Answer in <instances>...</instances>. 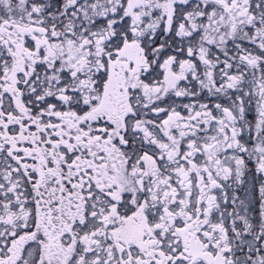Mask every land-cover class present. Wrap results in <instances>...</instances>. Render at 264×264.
Returning a JSON list of instances; mask_svg holds the SVG:
<instances>
[{
	"label": "snow or ice",
	"instance_id": "6c2138e0",
	"mask_svg": "<svg viewBox=\"0 0 264 264\" xmlns=\"http://www.w3.org/2000/svg\"><path fill=\"white\" fill-rule=\"evenodd\" d=\"M0 264H264V0H0Z\"/></svg>",
	"mask_w": 264,
	"mask_h": 264
}]
</instances>
